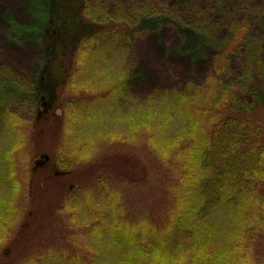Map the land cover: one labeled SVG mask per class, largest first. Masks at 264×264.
I'll use <instances>...</instances> for the list:
<instances>
[{"label":"trees","instance_id":"16d2710c","mask_svg":"<svg viewBox=\"0 0 264 264\" xmlns=\"http://www.w3.org/2000/svg\"><path fill=\"white\" fill-rule=\"evenodd\" d=\"M85 8L93 31L72 52L57 54L58 70L51 74L56 98L42 102L61 129L57 165L64 169L87 160L96 151L92 145L101 139L117 144L114 158L137 162L148 156L158 169H174V175L162 183L170 209L166 218L159 219L166 222L161 228L146 216L138 217L139 211L130 217L127 194L115 190L113 181L106 185L105 197L97 196L98 203L88 202L93 214L76 205V210L84 211L80 237L87 262L82 264H264V255L253 256L251 245L254 236L264 232V110L239 103L215 76L187 92L153 90L144 99L135 98L129 87L131 25L116 17L97 22ZM246 27V23L231 24L225 50L213 59L215 75L230 70L235 47L245 42ZM19 30L13 27L17 42L37 36ZM15 93L23 95L10 85L0 86V114L16 141L4 153L10 166L4 180L11 196L2 208L7 212L19 192L10 153L21 147L20 123L4 104ZM9 218L8 213H0V222H10ZM246 249L252 257L244 254ZM44 256L38 264L50 263V251Z\"/></svg>","mask_w":264,"mask_h":264},{"label":"rangeland","instance_id":"374dc122","mask_svg":"<svg viewBox=\"0 0 264 264\" xmlns=\"http://www.w3.org/2000/svg\"><path fill=\"white\" fill-rule=\"evenodd\" d=\"M85 6L96 21L116 17L131 25L129 87L135 98L144 99L153 90L187 92L215 76L239 103L264 110V0H0V86L4 83L23 93L4 102L18 118L17 137L21 140L19 150L10 153L19 192L9 212L2 210L11 196L4 180L10 169L4 153L16 141L0 114V213H8L11 220L0 222V264L31 260L38 264L47 251L50 263L45 264L87 262L80 237L84 217L80 216L84 211L94 213L88 212V202L96 199L92 200L95 204L98 195L105 197L109 192L106 185L112 181L115 190L127 194L130 217L139 211L138 217L146 216L158 228L166 223L159 220L170 209L162 183L174 175V169L161 163L165 169H158L148 156L137 162L114 158L111 155L118 152L117 144L101 139L92 145L96 151L93 155L90 151L87 160L64 169L57 165L61 163V129L51 121L42 102L56 98L51 74L58 70L54 64L57 54L72 52L93 31L84 15ZM242 23L247 26L243 46L235 47L230 70L215 75L213 59L225 50L231 24ZM14 26L37 36L17 42ZM35 122L39 127L34 128ZM63 146L72 152L67 143ZM76 205L84 211L76 210ZM106 214H111L109 209ZM253 239V256L256 252L264 255V232ZM244 254L251 256L247 249Z\"/></svg>","mask_w":264,"mask_h":264}]
</instances>
